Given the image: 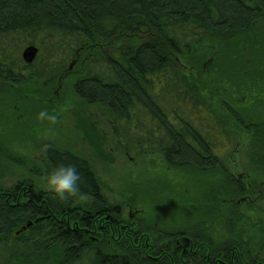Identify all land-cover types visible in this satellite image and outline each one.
I'll use <instances>...</instances> for the list:
<instances>
[{
  "label": "trees",
  "instance_id": "16d2710c",
  "mask_svg": "<svg viewBox=\"0 0 264 264\" xmlns=\"http://www.w3.org/2000/svg\"><path fill=\"white\" fill-rule=\"evenodd\" d=\"M260 25L264 0H0V110L20 87L59 86L76 63L73 95L97 107L122 152L156 153L194 184L186 196L169 190L171 206L163 185L152 195L138 192L171 219L161 223L166 228L141 218L130 224L83 157L43 143L37 159L47 177L75 163L84 177L80 192L48 196L21 180L2 193L0 264H264L263 248L236 227L244 216L235 201L249 190L217 154L244 136L245 158L264 183V107H238L234 89L243 71L261 67L264 74ZM119 36L127 42L110 44ZM27 46L38 49L32 64L22 59ZM6 125L0 114V165L17 161L5 152L8 134L28 138ZM226 218L218 237L211 227ZM21 226L27 233H15Z\"/></svg>",
  "mask_w": 264,
  "mask_h": 264
},
{
  "label": "rangeland",
  "instance_id": "374dc122",
  "mask_svg": "<svg viewBox=\"0 0 264 264\" xmlns=\"http://www.w3.org/2000/svg\"><path fill=\"white\" fill-rule=\"evenodd\" d=\"M263 30L264 25H260L255 33L258 34ZM123 41L127 42V38L119 36L110 44L116 45ZM212 61V58L207 59L203 63L204 68H209ZM78 71L77 64L72 63L67 68L62 85L52 88L24 86L4 97L8 102L2 106L0 114L3 122L7 124L5 128L10 130L16 124L20 132L26 131L28 138L23 139L22 136L15 138L11 136L14 133L7 135L8 144L5 152L17 158V161L6 159L7 162H11L10 165L1 161L0 191L5 193L6 190L16 187L21 180H29L48 196L55 195L56 193L48 187L47 175L37 159L39 146L48 143L81 156L88 162L106 200L112 205L117 204L121 207L125 221L134 224L141 218L148 223L156 222L160 227L166 228V224L161 223L170 222V212L162 209L158 211V208H154L153 202L144 201L141 195H152L155 193L154 187L163 185L168 188L165 194L169 197L166 199L163 194L164 203L170 205L172 201L170 199L175 196L170 194V191L175 190L183 196L190 193L194 186L190 183L191 176L181 175L179 171L168 168L156 153L142 156L125 155L101 118L97 107L87 105L73 95L71 82L78 75ZM213 77L214 75L208 74L207 81ZM211 83L212 80L209 85ZM248 83L253 85V82ZM208 96L205 94L206 98ZM238 96V100H241L240 93ZM41 111H46L48 116H55L56 119L51 120L48 117L41 119L39 116ZM6 129L3 128L2 131ZM0 148H3L1 144ZM246 149V138L237 136L236 139L231 138L228 143L223 144L217 154L227 171L235 178H241L249 190L244 198L238 197L239 199L235 201L240 209L239 212L244 216L242 222L236 225L237 231L242 238L250 239L253 246L258 242L264 252V183L260 182L259 174L252 170V160L245 158ZM2 158L4 159L0 156L1 160ZM207 178L212 180L211 176H207L201 181ZM248 184L250 186H247ZM140 191L141 195L138 193ZM164 203L163 207H165ZM226 220L227 218L224 222L215 221L211 227L218 237H224L226 234L222 227ZM28 226L27 224L26 228ZM26 228H19L15 233H27ZM146 235L150 240L151 235L148 232ZM162 240L161 237L160 243L163 242ZM150 241L154 243L152 239ZM109 248L114 251V243Z\"/></svg>",
  "mask_w": 264,
  "mask_h": 264
},
{
  "label": "clouds",
  "instance_id": "9594fccd",
  "mask_svg": "<svg viewBox=\"0 0 264 264\" xmlns=\"http://www.w3.org/2000/svg\"><path fill=\"white\" fill-rule=\"evenodd\" d=\"M43 119L48 117L55 120V116H48L46 111H41L39 114ZM84 177L79 167L75 163L61 164L53 167L49 176L47 177V185L61 198L69 196H76L80 192Z\"/></svg>",
  "mask_w": 264,
  "mask_h": 264
},
{
  "label": "flooded vegetation",
  "instance_id": "af4514ba",
  "mask_svg": "<svg viewBox=\"0 0 264 264\" xmlns=\"http://www.w3.org/2000/svg\"><path fill=\"white\" fill-rule=\"evenodd\" d=\"M261 49H262V47H261ZM261 65H262V63H261ZM260 70H261V67H260V69L256 70V72L252 71V69H248L247 71L242 72L241 79H240V81H238V87L234 88L235 91L237 92V94H235V98L237 100L236 104L238 107L239 106L240 107L241 106H251L252 108H250V109L259 108L262 106L264 107V74H261L262 72ZM247 82H253L252 83L253 85H251L250 83L247 84ZM226 93H228V89H226L223 93L225 95V98L228 99V97L226 96ZM239 93L241 96V98H240L241 100H238ZM213 96L214 95H212V93H209V96H208V99L210 98L209 103L211 102ZM255 96H257V97H255ZM251 98H254V99L257 98L260 101H258V103L255 104L252 102ZM229 102H230V100H229ZM238 180L242 181L241 178H238ZM250 184H248L247 186H250ZM2 193L3 192L0 191V195Z\"/></svg>",
  "mask_w": 264,
  "mask_h": 264
},
{
  "label": "water",
  "instance_id": "95a60500",
  "mask_svg": "<svg viewBox=\"0 0 264 264\" xmlns=\"http://www.w3.org/2000/svg\"><path fill=\"white\" fill-rule=\"evenodd\" d=\"M38 54V49L35 46H27L22 51V59L26 64H32Z\"/></svg>",
  "mask_w": 264,
  "mask_h": 264
}]
</instances>
